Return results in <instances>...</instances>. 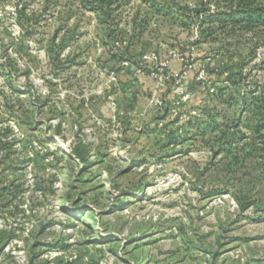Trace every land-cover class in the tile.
Masks as SVG:
<instances>
[{"label": "rangeland", "instance_id": "374dc122", "mask_svg": "<svg viewBox=\"0 0 264 264\" xmlns=\"http://www.w3.org/2000/svg\"><path fill=\"white\" fill-rule=\"evenodd\" d=\"M138 4L122 8L119 49ZM20 8L40 14L38 23L30 27ZM54 34L73 36L59 64L48 53ZM102 36L79 0H0V130L8 127L13 140L0 184L23 188L0 209V264H264V182L255 161L227 171L209 135L184 131L180 116L200 103L198 72L246 55L259 36L193 43L196 24L152 18L132 60L155 52L170 65L181 51L192 64L184 102L172 79L159 87L147 73L141 82L132 60L116 64ZM255 50L250 64L264 59V43ZM252 76L264 81V70ZM157 97L161 106L150 102ZM80 142L87 165L72 153Z\"/></svg>", "mask_w": 264, "mask_h": 264}, {"label": "trees", "instance_id": "16d2710c", "mask_svg": "<svg viewBox=\"0 0 264 264\" xmlns=\"http://www.w3.org/2000/svg\"><path fill=\"white\" fill-rule=\"evenodd\" d=\"M79 1L84 8L95 12L98 22L102 25L103 44L109 47L111 58L116 64L134 58L133 48L136 41L142 40L143 33L154 17L179 21L182 26L187 27L196 24L198 36L193 43L217 41L219 35L233 38L247 33L258 35L257 39H251L253 45L248 48L246 55L238 54L234 58L233 54H229L226 60L207 68L205 79L195 80L196 84H202L203 92L200 103L191 106L198 110L200 116L189 115L182 128L186 132L192 128V136L204 137L208 134L209 147L213 154L224 153L226 161L223 165L227 171L243 168L247 166L246 160L252 159L255 161V167L258 168L260 179L264 182V81L252 76L254 69L264 70V59L250 64V61L256 57L255 47L264 43V0H139L140 4L126 22L131 25L130 38L125 46L120 45L121 49L116 41L125 33V30L119 26L123 19L122 8L131 0ZM17 12L20 17L27 16L25 9L20 8ZM39 16L40 14L34 12L26 17L30 27L38 23ZM72 37L71 34L64 35L56 41L57 34H54L50 38L48 53L53 55L57 64L60 63V52ZM179 54L184 56L181 51ZM8 62L10 63L9 58ZM132 62L142 66L144 73L149 74L152 66L150 62L141 58ZM3 65L5 64L0 60L1 72ZM164 71L167 73L169 66ZM6 74L7 72L4 73ZM213 86L214 91L210 92V87ZM25 91L27 95H33L29 90ZM31 98L32 103L36 105L37 99L33 96ZM19 100L22 107V99ZM29 112L27 109L23 110L26 121L30 117ZM178 119L179 114L174 120ZM8 133V127L0 130V150L3 152L0 156V166L5 164L7 152L13 143V140L8 138ZM72 153L84 165L90 162L81 142L72 149ZM1 179L0 176V181ZM22 189L21 184L14 182L0 184V209L14 201ZM238 202L243 208L248 205V201L238 200ZM75 209L71 210L75 211ZM68 246L69 244H61L59 247ZM73 262L68 261L67 264Z\"/></svg>", "mask_w": 264, "mask_h": 264}, {"label": "built area", "instance_id": "2783aa9c", "mask_svg": "<svg viewBox=\"0 0 264 264\" xmlns=\"http://www.w3.org/2000/svg\"><path fill=\"white\" fill-rule=\"evenodd\" d=\"M172 57H176L181 61V69L177 72L169 70L167 73H165L164 69L169 66L168 59L164 61L159 60V57L155 52L143 54L142 60L150 62L151 64H156L155 66L152 65L150 67L149 75L157 80L159 87H163L166 84V81L172 78L174 83L177 85V91L180 93V101L184 102L185 100L189 99L191 95L186 86V81L190 76L192 64L188 63V59L179 53L174 52ZM123 64H129L128 60H124ZM134 68L137 75L144 74V68L142 66H135ZM198 73L199 74L196 76L197 79L205 78V71L203 69ZM210 91L213 92L214 88L210 87ZM150 102L154 106H161L163 104V100L160 97L153 98ZM189 115H199L198 110L196 108H192L180 114L181 118L183 119H186Z\"/></svg>", "mask_w": 264, "mask_h": 264}, {"label": "crops", "instance_id": "0c3cea01", "mask_svg": "<svg viewBox=\"0 0 264 264\" xmlns=\"http://www.w3.org/2000/svg\"><path fill=\"white\" fill-rule=\"evenodd\" d=\"M181 65L182 64H181V61L179 59H175V58L174 59H171L170 60V65H169V70L170 71H173V72H177V71H179L181 69ZM142 77H145V74H143L142 76H140V81L141 82L145 81L144 80L145 78L142 79ZM145 86H147V85H145Z\"/></svg>", "mask_w": 264, "mask_h": 264}]
</instances>
